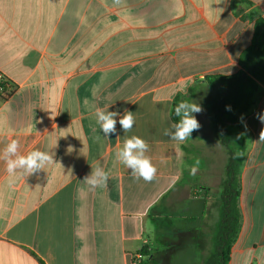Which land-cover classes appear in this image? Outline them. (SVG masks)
Instances as JSON below:
<instances>
[{"label": "crops", "instance_id": "0c3cea01", "mask_svg": "<svg viewBox=\"0 0 264 264\" xmlns=\"http://www.w3.org/2000/svg\"><path fill=\"white\" fill-rule=\"evenodd\" d=\"M253 9L264 16V0H0V71L14 86L0 100V150L18 139L21 154L39 149L55 162L10 178L0 161V264H138L140 249L157 245L159 217L175 216L187 228L197 217L200 226L204 188L185 197V216L168 212L175 191L190 192L199 179L190 174L195 162L206 167L198 130L182 144L163 133L175 123V99L198 103L203 111L193 115L210 128L205 78L238 72L253 38V21L243 17ZM96 108L133 112L132 130L124 133L117 116L116 133L105 137ZM260 114L264 98L245 122L242 223L228 264H264ZM133 135L149 144L151 182L115 157ZM98 165L109 179L91 190L83 180Z\"/></svg>", "mask_w": 264, "mask_h": 264}, {"label": "trees", "instance_id": "16d2710c", "mask_svg": "<svg viewBox=\"0 0 264 264\" xmlns=\"http://www.w3.org/2000/svg\"><path fill=\"white\" fill-rule=\"evenodd\" d=\"M247 4L246 7H249L250 4ZM245 8L238 13H243ZM244 19L253 21V38L249 47L239 56L240 69L231 76L205 78L208 90L212 93L205 104V110L214 138L225 150L226 161L213 205L217 220L211 233L210 248L200 264H228L231 248L241 230V173L251 143V134L245 122L264 98V16L253 9L245 14ZM188 93L191 96L192 89ZM177 105L178 101L175 99L171 108V119L175 123L179 121V117L175 115ZM183 148L186 149L185 146ZM202 189L195 182L190 185V192L194 197L199 196L198 190ZM204 190L202 196L206 204L209 194L207 189ZM177 221L175 216L164 215L158 218L156 246L160 245V239L174 232ZM188 221L190 227H193L198 218L190 217ZM196 236L200 237L198 231ZM191 250L190 257L193 254ZM157 251L158 248L156 250L154 247L144 246L139 251L143 260L138 264H156Z\"/></svg>", "mask_w": 264, "mask_h": 264}, {"label": "clouds", "instance_id": "9594fccd", "mask_svg": "<svg viewBox=\"0 0 264 264\" xmlns=\"http://www.w3.org/2000/svg\"><path fill=\"white\" fill-rule=\"evenodd\" d=\"M113 4L116 6L122 5L123 0H113ZM202 111V107L194 101H181L175 107V115L179 117V121L174 123L171 129H165L163 134L178 143L182 144L186 142L190 139L193 131H197L201 127L193 113H200ZM117 116L120 117L119 124L124 133L130 132L135 124L133 112L125 109L123 115H120L117 111H105L104 109L96 108V123L105 137L116 133ZM257 118L264 124V114L258 115ZM259 141H264V128L259 133ZM20 147L18 139H11L0 150V161L5 163L6 171L10 178H14L17 174L23 177L30 176L40 170H45L47 166L55 163L53 154L50 152L36 149L27 152V154H21ZM72 150L71 147L68 148L69 152ZM148 150L149 144L139 136L133 135L130 138L126 137L124 139L123 146L115 153V157L121 164L131 170L134 178L151 182L155 178L157 168L152 163L151 158L146 155ZM198 165L199 161H196L194 166L190 168L191 175L196 174ZM108 179V172L98 165L92 169L91 173L83 181L91 190H94L97 187L104 186ZM12 182L10 179V184Z\"/></svg>", "mask_w": 264, "mask_h": 264}, {"label": "rangeland", "instance_id": "374dc122", "mask_svg": "<svg viewBox=\"0 0 264 264\" xmlns=\"http://www.w3.org/2000/svg\"><path fill=\"white\" fill-rule=\"evenodd\" d=\"M199 123L201 127L198 133H196L199 142L195 146L202 152V158L204 157L206 159V167L197 170L195 175L199 179H195L192 182L208 190L207 216L199 224L200 226H197L198 223H195L192 228L185 227L183 222L178 220L175 224L174 232L160 239L159 246H154L156 250L158 248L156 264H187V261H189L188 264H200L210 248V237L215 221L217 220V213L213 205L215 198H217V188L222 178L226 153L215 140L214 135L207 125V121L200 119ZM187 195L190 198L193 197L192 192H188L187 189L176 190L172 201L174 205L168 212L174 213L179 217L185 216V211L188 210V206L183 207L182 203ZM189 207L196 211L197 200ZM196 228L200 229V237L196 236ZM147 246H151L150 243ZM191 248L194 249L191 250ZM190 250L193 254L188 258Z\"/></svg>", "mask_w": 264, "mask_h": 264}, {"label": "built area", "instance_id": "2783aa9c", "mask_svg": "<svg viewBox=\"0 0 264 264\" xmlns=\"http://www.w3.org/2000/svg\"><path fill=\"white\" fill-rule=\"evenodd\" d=\"M14 86L12 82L0 71V100H7L13 93Z\"/></svg>", "mask_w": 264, "mask_h": 264}]
</instances>
